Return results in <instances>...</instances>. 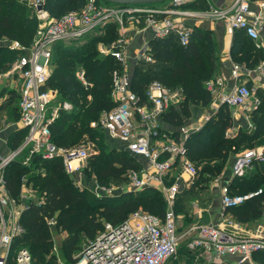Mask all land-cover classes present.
Masks as SVG:
<instances>
[{
	"label": "built area",
	"instance_id": "1",
	"mask_svg": "<svg viewBox=\"0 0 264 264\" xmlns=\"http://www.w3.org/2000/svg\"><path fill=\"white\" fill-rule=\"evenodd\" d=\"M44 4L45 0L33 2L38 21L33 44L29 48L18 41H8L7 44L10 49L20 52L8 76L16 74L22 80L19 124L26 135L16 149L0 154V264H34L28 248L15 245L14 241L25 232L22 223L25 209L33 202H44L42 197L32 198L29 202L18 201L10 194L6 179L8 165L15 160L26 164L37 156L45 160L60 158L68 174L83 175L91 156L96 154L93 139L87 135L71 147L59 146L53 140L51 126L62 111L74 110L72 104L59 99L57 91L47 87L52 75L54 46L59 42L82 44L87 37L95 36L111 23L117 26L119 38L107 45L99 43V46L103 56L112 57L119 65L111 72V99L115 107L103 112L95 123L107 140L120 143L121 149L141 163L138 169L131 168L127 172L129 191L154 188L165 198L167 209L163 217L137 209L119 223L107 221L103 229L85 243L78 264H166L183 244L205 250L211 262L230 256L236 264H261L253 256L264 251L262 224L248 235L218 222L179 231L175 210L177 195L184 187H190L198 176V167L188 155L187 143L200 127L165 126L164 115L180 106L177 93L160 81H153L141 98L131 89V81L138 62H154L151 40L174 35L186 47L194 28L205 20L221 23L231 39L237 31H244L257 47L264 48V0H232L224 6L213 0H172L164 6L138 7L105 6L100 0H88L82 10L60 18L52 17ZM146 31L150 37L142 35L141 46L133 50L136 54L132 62L130 44ZM231 76L233 84L229 89H226L223 77L207 81L206 89L213 98L207 120L222 105L240 109L247 119L258 109L259 100L252 105L250 100L258 88L264 91V61L254 69L234 65ZM251 76L259 79V87L248 86ZM75 77L85 90L93 88L83 66L76 68ZM91 99L92 96L88 95V100ZM95 123L91 127H97ZM247 128L251 131L255 126L250 121ZM256 163H264V145L247 149L235 157L231 166L232 177L244 176ZM261 192L262 189H258L232 195L228 184L222 185L223 209L239 206ZM22 196L26 194L21 193ZM46 221L55 230L56 219L47 217Z\"/></svg>",
	"mask_w": 264,
	"mask_h": 264
},
{
	"label": "trees",
	"instance_id": "2",
	"mask_svg": "<svg viewBox=\"0 0 264 264\" xmlns=\"http://www.w3.org/2000/svg\"><path fill=\"white\" fill-rule=\"evenodd\" d=\"M28 1L0 0V41H18L26 48L33 44L38 21L28 7ZM87 2L88 0H46L44 8L52 17L60 18L69 12L82 10ZM102 31L105 33L96 37L89 36L82 44L59 42L54 46L52 75L47 87L57 91L62 102H69L74 107L71 112L62 111L60 118L51 126L53 140L59 146L71 147L79 144L86 135L93 139L98 135V131H94L90 124L97 122L103 112L115 107L111 99V72L117 67V62L110 56H100L95 47L102 41L110 44L120 35L117 26L113 23L105 26ZM150 46L154 62L137 63L131 81L133 92L142 98L151 82L160 81L167 87L172 84L180 86L189 106H210L213 101L212 95L203 90L202 84L205 78L216 77V43L212 31L195 27L191 41L186 47H183L174 35L164 39H153L150 41ZM7 53L17 59L20 56V52L10 49L9 46H0V68L7 62L5 58ZM231 54L237 63L245 64L249 69H254L264 61V49H258L255 42L241 30L234 35ZM78 66L85 68L88 80L93 83L90 91L85 90L75 77ZM250 83H248L249 87H251ZM88 95L92 96L91 100H88ZM256 95L260 97V105L250 114L251 123L255 126L254 130H240V133L233 138L225 137L226 130L234 127L235 123L231 109L222 105L200 131L190 136L187 143L188 155L191 160L195 156H205L206 172H200V168L194 163L198 167L196 180L188 189L182 190L177 195L176 213L186 214V220L193 216L194 203L204 205L205 200L212 201L210 180L218 171L225 168L231 147H235L238 151L243 149V146L254 149L264 145L252 147L264 137V91L258 88ZM188 108L185 111L186 117L189 118L192 112L191 107L189 110ZM183 117V111L176 108L164 115V119L174 127H180L184 123ZM25 135L24 129L15 131L10 137L12 147L16 149ZM104 136L105 134L100 138V152L91 156L88 169L91 170L93 167L97 170L102 182L117 178L123 181L126 178L128 182L125 174L122 177L123 173L131 168L138 169L141 163L123 149L107 151ZM30 162L34 165L36 173L30 174L28 180L41 181L39 191L44 202L40 204L33 202L25 209L22 216L25 232L14 241V244L27 247L34 264H56L47 254L51 249L52 236L56 230H67L69 238L66 243L70 250H74L82 232L92 239L103 228L100 217L106 221L119 223L139 206L151 214L160 217L165 215L167 209L165 198L154 188L127 192L115 197L93 198L91 201L88 200L90 192L82 191L73 184L60 158L45 160L37 156ZM18 170L20 172L16 174ZM26 170L32 169L19 160L13 161L7 167V188L15 198L21 194L23 173ZM262 171L264 172V163H256L244 176H233L228 183L230 193L235 195L251 192L242 190L253 185L258 173ZM258 189H262L259 195L239 206L227 209L235 210L249 202L254 208L264 207V182ZM105 198L111 199V202L104 201ZM47 217L56 219L55 230L48 226ZM183 245L182 247L186 246ZM256 254L259 256L258 260L254 258ZM254 256L256 261L264 264V251H258Z\"/></svg>",
	"mask_w": 264,
	"mask_h": 264
},
{
	"label": "rangeland",
	"instance_id": "3",
	"mask_svg": "<svg viewBox=\"0 0 264 264\" xmlns=\"http://www.w3.org/2000/svg\"><path fill=\"white\" fill-rule=\"evenodd\" d=\"M34 1H36V0H29L27 5L29 8H31V10L35 16L37 9L33 7ZM100 1H101L102 5H105V6L112 5L111 3H106L102 0H100ZM168 2L169 1L161 2V3L156 4V6H164V5H167ZM147 32H149V31L141 32V35H139L137 37L136 41L134 40V43L130 44L129 48L132 49L131 50L132 56L130 54V58H131L132 62H133L132 57H134L136 54V52L133 50H135L141 46L140 38H142V35L150 37V33H147ZM99 33L100 34L105 33V31L104 32L98 31L95 34V36H93V37H96L97 35L99 36L100 35ZM132 36H133V34L130 35V37H132ZM218 38L220 39L221 37H219L218 33H216L215 39H216V42L218 43V45H220V41L218 40ZM99 43H101L102 45H107V44L104 41L98 42V44H96L95 50L98 51L100 56H103V54L100 52ZM7 44H8V41H0V46H6ZM89 52H90V50H89ZM54 54H55V51H54ZM216 55H217V53H215V60L217 63V56ZM5 58H7V62H5L4 67L0 68V76H1L0 77V81H1L0 87L3 84V78L8 76V73L13 68V66L16 64V61H17L16 60L17 58L12 57V55L8 54V53L6 54ZM118 66L119 65L117 64V67ZM220 76H216V77H220ZM250 78L254 82L259 81V79L256 76H251ZM211 79H213V78H211ZM211 79L205 78L203 81L202 87H203V90H205V92H208L205 85H206L207 81H209ZM10 87L11 86L8 85V88H10ZM168 87L172 91L177 93V95L180 98V101H179L180 106L178 109H181V111H183V114H184L183 121L185 122L187 119H189L188 117H186V111H185V109L188 108V106H189V104L186 100V96H185V94H184V92L180 86H176L175 84H172ZM258 100L260 102V97L256 94H254L250 100L251 105L253 103L257 102ZM15 103H17V101L15 102V100L12 99L11 101H9V104L6 106V109L1 111V113H0V130L1 131H8V130L10 131V129H6V128H9L11 126V125H9V122L11 120L10 115H14L15 119L18 116ZM190 107H191V111L192 110L195 111V113L193 115H194V117H196L198 119V122H199L198 124L200 125V129L198 131H200L201 128L208 122L207 117H210V113H211L210 106H208V107L189 106L188 110L190 109ZM5 111H6V114L4 113ZM239 114L242 115V112ZM192 116L190 115V118ZM95 122H92L90 125L92 126V124ZM94 126H97V124L95 123ZM91 128H93V127H91ZM93 129H95L94 131H98L97 132L98 135H96L93 138V142H94V146H95L94 149L96 150V154H98L100 152V146H99L100 138L103 137L104 134L102 133L103 131L100 130V128L98 126L94 127ZM247 129L248 128L238 129L235 127H230L226 130V133L224 136L228 137V138H233L240 133V130L250 131V128L248 130ZM0 138L2 139V137H0ZM104 138H105V136H104ZM104 143L107 146V151H109V149H116V148L121 149L123 147L120 143L112 142V141L110 142L106 138L104 139ZM262 144H264V137L260 141L253 144L252 147L262 145ZM243 147H244L243 149H239L238 151H236L235 147H231L232 150L228 155V160H227V163L225 165V168H223L220 172L218 171L210 180V183L214 184L213 188H212V186L210 187L212 190V201H209L210 202L209 203V202H207V200H205L204 205H198V203H194V208L192 209L193 216L189 220H186V214H184L183 212L177 213V217H178L177 226L179 227L181 232H185L191 226H195V225H199V224H209L215 220H217L218 223L227 224L229 229H231V230L236 229V230H238L239 233H241L243 235L251 234L256 229L257 225H259V224H262L264 226V207L254 208L253 205H251V203L249 202V203H245V205H243L242 207H240L238 209L228 210V209H223V205L221 203V186H222V184L220 182L221 178H223L224 175L225 176L228 174L231 175V166H232V162H233L234 158L237 157L239 154H241L243 151H245V149H247L246 146H243ZM204 158H205V156H198V157L195 156V158L192 159L193 162L195 164H197V166L200 168V172L202 171L203 173L206 172L204 169V165H206V161L204 160ZM214 162L215 161H213V163ZM89 163H90V160L88 161L86 171L84 172L83 175H81V174L69 175L70 176L69 178L73 181V184L76 187H78V189H80L82 191L84 190V191L90 192V198L88 196V200L93 201V198H102L105 196L106 197H115V196H119L123 193L130 192L128 189L129 184L126 181V178L124 179V181H123V179L117 178L115 180L109 179L107 181L105 180L102 182L100 177L98 176L97 170L93 169V167L91 170L88 169ZM24 165L29 166V168H31L32 170H26L23 173L24 179H23L22 185H21V193H22V195L26 194V196L21 197V194H20L18 197V201H21L23 199V202H25V201L29 202L30 199L33 200L34 198H40V197L43 198V196L40 195V191H39L41 181L39 179H37L36 181L34 180V181L29 182V180H28L30 174L33 175L34 173H36V169H34V165H31L30 161ZM88 170H90V171H88ZM19 172H20L19 170L16 171V174H19ZM127 172L126 173L124 172L122 177H124V174L126 177ZM258 174L259 175L256 177V180L254 181L253 185L248 186L247 188L243 189L242 190L243 192L244 191H246V192L247 191H253V190H256V188L258 189L261 186V183L264 182V172L262 171L261 173L259 172ZM104 201L111 202V199L105 198ZM212 207H213V209H212ZM137 209H143V207L139 206ZM98 210H100V209H98ZM130 214H131V212H130ZM100 219H101V221H103V227H104V224L107 221L103 217H100ZM52 238H53V243L51 245L50 251L47 254H48V258L52 259L56 264H78V261L80 259V254L83 250V247H84L85 243L88 242V240H90V238L87 237L82 232L80 234L79 240L76 243V248L74 250H70V248H68V244L66 243L67 239L69 238V233L67 232V230H65V229L56 230L55 233L53 234ZM182 246H184V245H182ZM182 246L180 247L179 252L175 256L170 258L166 264H224L223 262H227L228 264H236V261L230 256H224L222 258V261H219V262H211L209 253H207L205 250H203V249H192V248H189L187 246H185V247H182ZM186 249H188V250H186ZM254 258L256 260H258V258H259L258 254H256L254 256ZM32 260H33V258H32Z\"/></svg>",
	"mask_w": 264,
	"mask_h": 264
},
{
	"label": "crops",
	"instance_id": "4",
	"mask_svg": "<svg viewBox=\"0 0 264 264\" xmlns=\"http://www.w3.org/2000/svg\"><path fill=\"white\" fill-rule=\"evenodd\" d=\"M232 0H216V4L219 6H224L228 3H230ZM197 27L207 30V31H212L213 35H214V40L216 43V49H215V53H217V68H216V76H220L223 77L225 79L226 82V89H229L232 84H233V78L231 76L232 74V69L234 65H238L242 68L245 69H249L248 67H246V65H241L239 63H237L235 61V59L232 57L231 54V48H232V43H233V39H231V37H229L226 33H225V29L223 27V25L219 22H213V21H209V20H205L202 21L200 23H198ZM218 33L219 37H221L220 39L218 38V40L220 41V45H218V43L216 42L215 39V34ZM257 47V46H256ZM258 49H264V48H259ZM219 53V54H218ZM251 82L250 86L251 87H259V85L261 84L260 81L258 82H254L251 80V78H249ZM242 80H245V77H242ZM21 78L18 75H11V76H7L3 78V84L0 87V113L1 111H3L4 109H6V106L9 104V101H11L12 99L15 100V102L17 101L16 104V108H17V113L18 116L15 119L14 115H10L11 116V120L9 122V125H11L9 128L6 129H10V131H1L0 132V137H2V139L0 138V154L1 155H5L7 153H9L10 151H12L13 148L11 143H10V137L11 135L17 131L20 130V115H19V109H18V103H19V88L21 86ZM1 83V81H0ZM8 85H10L11 87L8 88ZM178 109V108H176ZM179 110V109H178ZM191 116L195 113L194 110L191 111ZM241 113L242 111L240 109H231V113H232V117H233V121L235 123L234 127L240 129L241 127L243 128H247L248 123L251 121V119H247L246 115L242 112V115H240L239 113ZM6 114V111L4 112ZM211 114V113H210ZM184 118V117H183ZM163 121L165 122V126L166 124L171 125L170 123H168L164 118ZM198 119L196 117H194V115L189 119H187L181 126H187L190 129H197L198 127H200V125L198 124ZM13 132V133H12ZM12 133V134H11ZM232 178V175H224L223 178H221V184L225 185L228 184L230 182ZM214 184H211L212 188ZM222 187V186H221ZM189 187H184V189H188ZM213 209V207H212ZM211 223H217V220L211 222Z\"/></svg>",
	"mask_w": 264,
	"mask_h": 264
},
{
	"label": "water",
	"instance_id": "5",
	"mask_svg": "<svg viewBox=\"0 0 264 264\" xmlns=\"http://www.w3.org/2000/svg\"><path fill=\"white\" fill-rule=\"evenodd\" d=\"M106 3L115 4L122 7H138V6H146V5H156L165 1L172 0H102ZM216 3V0H213Z\"/></svg>",
	"mask_w": 264,
	"mask_h": 264
}]
</instances>
